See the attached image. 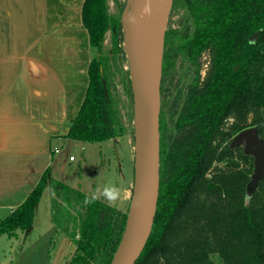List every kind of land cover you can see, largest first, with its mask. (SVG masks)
Instances as JSON below:
<instances>
[{"label":"trees","instance_id":"obj_1","mask_svg":"<svg viewBox=\"0 0 264 264\" xmlns=\"http://www.w3.org/2000/svg\"><path fill=\"white\" fill-rule=\"evenodd\" d=\"M107 1L82 0L80 5L81 23L95 50L66 134L80 142H100L124 131L101 54L108 29L113 49L119 50V22L109 15ZM178 2L188 4L191 21L178 33L179 41L163 51L157 211L135 264H215L212 253L223 264H264V177L248 195L253 156L230 146V138L246 126L257 127L264 138V0L170 4ZM164 38L168 43V34ZM178 56L191 70L183 89L173 72ZM171 86L181 97L172 99L166 113L164 94ZM131 97L134 103L133 91ZM47 185L51 220L76 246L67 264H109L127 211L103 199L84 206L86 194L52 178L49 168L2 218L0 235L16 236L31 225Z\"/></svg>","mask_w":264,"mask_h":264},{"label":"crops","instance_id":"obj_2","mask_svg":"<svg viewBox=\"0 0 264 264\" xmlns=\"http://www.w3.org/2000/svg\"><path fill=\"white\" fill-rule=\"evenodd\" d=\"M81 2L0 0V221L24 200L47 168L51 175L55 173L56 154L63 143L77 142L66 134L83 93L86 66L91 58L81 23ZM121 142L131 162L134 147L122 138L90 143L115 148ZM81 158L85 159L83 154ZM105 160L101 166H106L108 181L130 190L128 185L133 178L126 183L115 157ZM72 161L75 157L69 162ZM78 175L71 186L85 194L96 188L94 183L88 186ZM44 190L47 204L40 205ZM42 193L31 225L17 230L16 236L0 235L9 247L19 248L12 259L6 254L0 256V264H67L74 253L73 240L51 220L52 195L48 185Z\"/></svg>","mask_w":264,"mask_h":264},{"label":"water","instance_id":"obj_3","mask_svg":"<svg viewBox=\"0 0 264 264\" xmlns=\"http://www.w3.org/2000/svg\"><path fill=\"white\" fill-rule=\"evenodd\" d=\"M139 0H125L120 15L122 24V48L128 61V70L137 69L143 79L144 98L142 109L134 106V168L131 198L123 234L109 264H135L151 233L156 214L160 183V80L167 26V9L158 0H149L156 11V27L153 39L146 43L132 29V18ZM171 0H169L170 5ZM256 33L254 34V36ZM131 82V77H130ZM132 88V85H131ZM231 147H241L245 154L253 156V168L245 191L251 195L264 177V138L258 128L246 126L231 138Z\"/></svg>","mask_w":264,"mask_h":264},{"label":"rangeland","instance_id":"obj_4","mask_svg":"<svg viewBox=\"0 0 264 264\" xmlns=\"http://www.w3.org/2000/svg\"><path fill=\"white\" fill-rule=\"evenodd\" d=\"M171 3V2H170ZM125 0H108V13L115 21L119 22V27L117 31L118 41H119V50L115 51L113 49V40L111 39L112 31L108 29L104 35V42L101 49V54L106 58L107 61V73L108 81H109V89L114 98V102L116 107L120 113L121 123L124 126V131L120 134L119 138H122L123 141L127 142V144L132 149L134 147V119H135V106L132 101L131 91L134 90L132 82L129 83L130 73L128 70V61L125 56L122 48V24L120 22V15L124 8ZM190 17V7L187 3L178 2V4H174L172 6L169 5V12L167 16V26L165 33L168 34V43H164V49L170 44V42L179 41L178 33L183 30L185 24L191 21ZM94 48H90L89 54L90 56L94 55ZM173 72L175 77L180 81V83H186L191 75V70H189V64L186 61H183L180 56L176 58V62L173 66ZM130 84V87H129ZM132 85V88H131ZM133 89V90H132ZM135 91V90H134ZM136 93V91H135ZM136 107H137V93H136ZM251 115L248 116L247 122L250 124ZM113 147H99L96 143L90 142H73L70 140H66L63 143V146L60 148V151L56 154V158L58 160L56 164L55 173L50 176L52 178L59 179L60 181L68 184L69 186L75 179V175H78V178H82V180L91 187L92 183L95 186H102L103 184L108 182L106 166H101V164L105 161L108 162V158L112 160V157L118 161V163L122 166V176L127 180L131 179L132 181V172L134 168V159L130 162L127 158V150L124 149L123 142L114 145ZM112 150H114V154H112ZM73 155L75 157V161L69 162L68 155ZM85 157L82 160L81 155ZM66 157V158H64ZM134 157V156H133ZM64 158V160H63ZM74 183H76L74 181ZM129 184V183H128ZM130 186L129 192H131L132 183L128 185ZM42 200L40 205L47 204V190H44L42 193ZM130 199H125L121 206L120 210L127 211V207ZM120 205V204H119ZM73 227V226H70ZM71 229V228H70ZM38 229H34V235L37 234ZM32 236V233L29 235ZM4 237V236H3ZM2 237V238H3ZM0 238V256L6 254L7 258H11L19 250V248L13 245L9 247L8 241L6 238ZM11 251V252H9ZM19 252V251H18ZM33 252V250H31ZM19 254V253H18ZM26 256L27 254L24 253ZM18 257V256H17ZM212 260H214L215 264H223L222 260L219 259L216 253L211 254Z\"/></svg>","mask_w":264,"mask_h":264},{"label":"bare ground","instance_id":"obj_5","mask_svg":"<svg viewBox=\"0 0 264 264\" xmlns=\"http://www.w3.org/2000/svg\"><path fill=\"white\" fill-rule=\"evenodd\" d=\"M158 1L161 8L167 9L169 7V0ZM146 7L149 9L147 12L144 11ZM131 22L134 33H137L146 43H150L153 39L152 37L154 35L157 21L156 11L153 5L150 4L149 0L138 1V6ZM129 73L133 88L137 93V107L140 111L142 109V102L144 98L143 79L137 69H130Z\"/></svg>","mask_w":264,"mask_h":264},{"label":"clouds","instance_id":"obj_6","mask_svg":"<svg viewBox=\"0 0 264 264\" xmlns=\"http://www.w3.org/2000/svg\"><path fill=\"white\" fill-rule=\"evenodd\" d=\"M149 9L146 7L144 9L147 12ZM132 196L122 185H118L115 181L109 180L102 186H97L93 191L86 194L83 199V205L89 206L95 204L97 201L103 199L107 202L109 207L119 209V203L125 199H130Z\"/></svg>","mask_w":264,"mask_h":264},{"label":"flooded vegetation","instance_id":"obj_7","mask_svg":"<svg viewBox=\"0 0 264 264\" xmlns=\"http://www.w3.org/2000/svg\"><path fill=\"white\" fill-rule=\"evenodd\" d=\"M204 68V67H203ZM202 72H201V74L203 75L204 73H205V71H204V69H202L201 70ZM179 79V78H178ZM177 79V80H178ZM179 81V80H178ZM188 82V81H187ZM186 84V83H185ZM184 83H180V81H179V83H178V87H180V88H182L183 89V86L185 85ZM174 97H177V98H180L181 97V95L180 96H178V93H177V90L176 89H172V86H171V89L169 88V89H167V91H165V94H164V100H163V102H164V107H165V111H166V113H168V106H169V104H170V102L172 101V99L174 98ZM161 98V97H160ZM240 148H242V146L240 147Z\"/></svg>","mask_w":264,"mask_h":264},{"label":"built area","instance_id":"obj_8","mask_svg":"<svg viewBox=\"0 0 264 264\" xmlns=\"http://www.w3.org/2000/svg\"><path fill=\"white\" fill-rule=\"evenodd\" d=\"M74 158V156L73 155H69V157H68V160L70 161V160H72Z\"/></svg>","mask_w":264,"mask_h":264}]
</instances>
